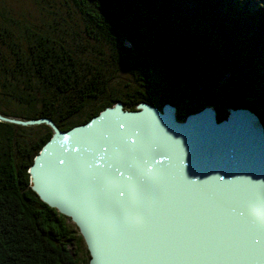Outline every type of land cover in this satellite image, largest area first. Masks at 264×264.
Here are the masks:
<instances>
[{
    "label": "trees",
    "instance_id": "16d2710c",
    "mask_svg": "<svg viewBox=\"0 0 264 264\" xmlns=\"http://www.w3.org/2000/svg\"><path fill=\"white\" fill-rule=\"evenodd\" d=\"M32 2L36 15L0 0L1 115L67 131L145 102L174 106L179 120L242 107L264 126V0ZM51 135L0 121V264H88L77 227L30 188Z\"/></svg>",
    "mask_w": 264,
    "mask_h": 264
},
{
    "label": "water",
    "instance_id": "95a60500",
    "mask_svg": "<svg viewBox=\"0 0 264 264\" xmlns=\"http://www.w3.org/2000/svg\"><path fill=\"white\" fill-rule=\"evenodd\" d=\"M28 169L38 198L68 217L88 264H264V126L249 109L177 118L116 103L61 131Z\"/></svg>",
    "mask_w": 264,
    "mask_h": 264
},
{
    "label": "rangeland",
    "instance_id": "374dc122",
    "mask_svg": "<svg viewBox=\"0 0 264 264\" xmlns=\"http://www.w3.org/2000/svg\"><path fill=\"white\" fill-rule=\"evenodd\" d=\"M5 2V4H9V5H12L16 8V11H28V13L30 14H34V4L32 2V0H3ZM36 15V13H35ZM117 79L116 81H121L122 83H127V84H130L131 83V79L128 78V76H126V74L124 73H120L119 75H117ZM133 84V83H132ZM169 84H172V82L170 81ZM194 87V90L197 92V94H199L200 96H204L205 92H203V88L201 87ZM209 92V91H208ZM74 229V227H72ZM83 242V245L85 246V243L84 241Z\"/></svg>",
    "mask_w": 264,
    "mask_h": 264
}]
</instances>
